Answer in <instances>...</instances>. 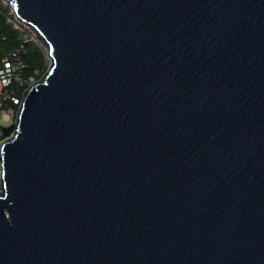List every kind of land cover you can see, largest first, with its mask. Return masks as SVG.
Segmentation results:
<instances>
[{
    "label": "water",
    "instance_id": "1",
    "mask_svg": "<svg viewBox=\"0 0 264 264\" xmlns=\"http://www.w3.org/2000/svg\"><path fill=\"white\" fill-rule=\"evenodd\" d=\"M51 67L0 158V264H264V0H2Z\"/></svg>",
    "mask_w": 264,
    "mask_h": 264
},
{
    "label": "built area",
    "instance_id": "2",
    "mask_svg": "<svg viewBox=\"0 0 264 264\" xmlns=\"http://www.w3.org/2000/svg\"><path fill=\"white\" fill-rule=\"evenodd\" d=\"M16 27L25 32L23 43L19 49L9 52L3 58V67L0 69V148L6 140L5 131L11 128L14 121L18 119L24 97L29 89L40 81L38 79L39 73L28 74L29 67L22 54L25 51V45L28 43H36L41 46L43 44L29 27L21 22H16ZM7 121H13V123L6 126L4 122L9 123ZM1 166L0 158V174Z\"/></svg>",
    "mask_w": 264,
    "mask_h": 264
},
{
    "label": "trees",
    "instance_id": "3",
    "mask_svg": "<svg viewBox=\"0 0 264 264\" xmlns=\"http://www.w3.org/2000/svg\"><path fill=\"white\" fill-rule=\"evenodd\" d=\"M16 22L20 21L13 14L12 8L0 0V69L3 67V58L9 52L19 49L23 43L25 32L16 27ZM22 56L28 64V74L39 73L38 79H40L48 62L47 54L42 46L36 43H28L25 45ZM12 133H15L14 127L5 131V137H10Z\"/></svg>",
    "mask_w": 264,
    "mask_h": 264
},
{
    "label": "rangeland",
    "instance_id": "4",
    "mask_svg": "<svg viewBox=\"0 0 264 264\" xmlns=\"http://www.w3.org/2000/svg\"><path fill=\"white\" fill-rule=\"evenodd\" d=\"M42 48L44 49V51L46 52V54H47V50H46V48L42 45ZM47 67H46V69L44 70V72L43 73H41L42 74V76H41V78L39 79V80H41L42 78H43V76L48 72V70L50 69V67H51V59H50V57L47 55ZM7 122H9V123H6V122H4L5 124L4 125H6V126H8V125H10V124H12L13 123V121H7ZM16 125H17V119L14 121V124L12 125V127H14V132H15V130H16ZM13 134L14 133H12V135L10 136V137H5V139L7 140V139H9V138H11L12 136H13ZM5 140V141H6ZM0 191H1V184H0Z\"/></svg>",
    "mask_w": 264,
    "mask_h": 264
}]
</instances>
